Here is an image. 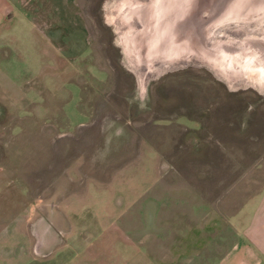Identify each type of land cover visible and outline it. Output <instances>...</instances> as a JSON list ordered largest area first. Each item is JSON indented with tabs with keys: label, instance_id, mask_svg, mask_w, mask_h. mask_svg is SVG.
<instances>
[{
	"label": "rangeland",
	"instance_id": "obj_1",
	"mask_svg": "<svg viewBox=\"0 0 264 264\" xmlns=\"http://www.w3.org/2000/svg\"><path fill=\"white\" fill-rule=\"evenodd\" d=\"M17 3L0 30V264L102 263L111 229L155 251L156 218L176 233L222 214L225 233L264 178V95L254 68L230 91L207 60L264 37V0ZM193 106L219 143L190 141Z\"/></svg>",
	"mask_w": 264,
	"mask_h": 264
},
{
	"label": "crops",
	"instance_id": "obj_2",
	"mask_svg": "<svg viewBox=\"0 0 264 264\" xmlns=\"http://www.w3.org/2000/svg\"><path fill=\"white\" fill-rule=\"evenodd\" d=\"M17 1L0 0V30L1 25L7 21V17L11 14L15 15ZM249 37L247 42L249 50L239 48L237 41L238 43L233 44L234 50L228 55V58H232L231 64L227 62L217 66L227 74L230 73L235 81L243 82V84L247 78L246 70L254 68L255 88L251 89L264 95V37L254 39L251 34ZM207 61L211 63L210 60ZM191 67L196 68V66ZM200 68L205 67L200 66ZM167 69L160 71L157 78L160 79L167 73L173 72ZM226 83L228 84L227 81ZM236 85L235 82L225 88L236 91L240 89ZM241 88L250 87L242 85ZM193 107L183 114L191 121L190 124H185L188 128L186 134L190 137V141L219 143L217 137L211 140L210 137L203 138L207 133L201 130L203 122L199 112L202 109ZM152 224L157 233L154 237L155 243L153 242L155 251L150 250L146 245L144 234L111 229V238L107 237L105 243V254L108 256L104 254L102 263L92 261L90 264H264V178L255 193L243 204L238 205V208L229 215L228 228L225 233L217 231L218 229L226 230V220L222 214L212 218L202 216L199 221L188 223L176 233L173 232L174 226L171 221L159 223L156 218L153 219ZM105 231L99 233L90 245L99 243V238L105 234ZM166 240H168L167 243Z\"/></svg>",
	"mask_w": 264,
	"mask_h": 264
},
{
	"label": "bare ground",
	"instance_id": "obj_3",
	"mask_svg": "<svg viewBox=\"0 0 264 264\" xmlns=\"http://www.w3.org/2000/svg\"><path fill=\"white\" fill-rule=\"evenodd\" d=\"M125 48V47H124ZM126 50L125 48V54L126 56H128V60L126 61L127 62V66L131 69H133L135 72H136V75H137V83L139 85V87L141 88L140 90H143V88H145V81H146V77L142 76L140 71H139V68L136 67L134 64V61L133 59H130V56L128 55V52L130 53V51ZM132 56V55H131ZM133 63V64H132ZM211 67H213V69L215 70L216 73H219L221 76H223L226 81L228 82V84H232V83H237V81H235V78L233 76L230 75V73L227 74L226 71H223L221 68H218L217 65H214V64H209ZM167 66V65H166Z\"/></svg>",
	"mask_w": 264,
	"mask_h": 264
},
{
	"label": "trees",
	"instance_id": "obj_4",
	"mask_svg": "<svg viewBox=\"0 0 264 264\" xmlns=\"http://www.w3.org/2000/svg\"><path fill=\"white\" fill-rule=\"evenodd\" d=\"M193 68H195V67H191V66H188V67H184V68H181V69H179V70H175V71H173V72H169V73H167L166 75H164V77L162 76L161 78H160V80H162L163 78H165V77H167V76H173V75H175V74H185V72H187L188 70H191V69H193ZM197 69V68H196ZM200 69H205V68H200Z\"/></svg>",
	"mask_w": 264,
	"mask_h": 264
}]
</instances>
